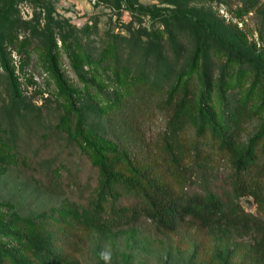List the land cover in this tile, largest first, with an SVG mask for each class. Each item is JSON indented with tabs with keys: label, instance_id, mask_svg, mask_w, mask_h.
<instances>
[{
	"label": "rangeland",
	"instance_id": "1",
	"mask_svg": "<svg viewBox=\"0 0 264 264\" xmlns=\"http://www.w3.org/2000/svg\"><path fill=\"white\" fill-rule=\"evenodd\" d=\"M246 1L0 0V13L12 14L0 22L3 257L43 264L34 228L79 213L97 197L98 153L118 148L107 113L138 81L168 93L195 61L203 106L233 142L264 129V0L253 8ZM224 36L235 37L234 52L220 48ZM159 126L156 118L153 130ZM202 166L189 171L191 186L221 194L226 170ZM70 173L79 192L67 186ZM51 174L62 183L59 194L47 189ZM238 200L261 216L251 197ZM246 241L238 237L234 246ZM108 248L112 264H207L192 260L182 229L170 237L144 221L92 231L79 264H104L100 252Z\"/></svg>",
	"mask_w": 264,
	"mask_h": 264
},
{
	"label": "trees",
	"instance_id": "2",
	"mask_svg": "<svg viewBox=\"0 0 264 264\" xmlns=\"http://www.w3.org/2000/svg\"><path fill=\"white\" fill-rule=\"evenodd\" d=\"M246 4L253 8L263 2ZM11 15L3 10L0 22ZM3 32L0 28V35ZM235 42L234 36H224L220 48L234 52ZM194 62L168 93L159 83L138 81L120 106L107 113V126L118 148L98 153L97 197L87 207L79 213L66 211L52 226L38 225L31 232L43 264H79L92 231L142 221L170 237L182 229L196 262L264 264V129L247 143L233 142L203 106ZM156 118L161 126L155 132ZM205 162L226 170V189L221 194L198 192L191 186L189 171ZM198 175L204 179L200 171ZM67 186L81 190L71 173ZM47 189L54 194L64 190L56 174L49 177ZM240 197H251L261 216L246 211ZM238 237H247L246 245L234 246ZM0 264L12 263L0 254Z\"/></svg>",
	"mask_w": 264,
	"mask_h": 264
},
{
	"label": "clouds",
	"instance_id": "3",
	"mask_svg": "<svg viewBox=\"0 0 264 264\" xmlns=\"http://www.w3.org/2000/svg\"><path fill=\"white\" fill-rule=\"evenodd\" d=\"M100 258L104 261V264H112V253L111 249H105L100 252Z\"/></svg>",
	"mask_w": 264,
	"mask_h": 264
}]
</instances>
